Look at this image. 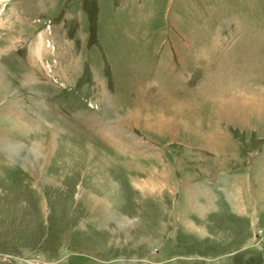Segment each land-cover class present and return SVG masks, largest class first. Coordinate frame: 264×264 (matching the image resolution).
<instances>
[{
  "label": "rangeland",
  "instance_id": "1",
  "mask_svg": "<svg viewBox=\"0 0 264 264\" xmlns=\"http://www.w3.org/2000/svg\"><path fill=\"white\" fill-rule=\"evenodd\" d=\"M0 264H264V0H1Z\"/></svg>",
  "mask_w": 264,
  "mask_h": 264
},
{
  "label": "crops",
  "instance_id": "2",
  "mask_svg": "<svg viewBox=\"0 0 264 264\" xmlns=\"http://www.w3.org/2000/svg\"><path fill=\"white\" fill-rule=\"evenodd\" d=\"M165 170L163 171H158L156 169L151 170L150 176L153 179H157L160 176H165ZM161 172H163L164 174H162ZM149 173V171H148ZM146 175V173H145ZM209 186H211L210 184H207V187L209 188ZM214 187V188H213ZM217 185L214 184L212 185V188L210 189L211 191H209V189H206V191L204 192H200L199 189H197V186L195 187L192 186V188H190L189 190H187V200H186V206L183 210V213H185L188 216V220H189V215H197L196 216V220L197 222L193 221V219L195 220V218H193L191 220V226L189 228H193V229H202L204 227H202L199 224V221H201L204 217H202V214H206L209 213L210 207H213L215 210L220 208V206H222V204L225 203L224 201V194H226L224 191H221L222 193H220L217 189ZM228 192V191H226ZM228 197H231L228 195ZM232 207H234L232 205ZM192 218V217H191ZM190 218V219H191ZM188 222V221H185Z\"/></svg>",
  "mask_w": 264,
  "mask_h": 264
},
{
  "label": "bare ground",
  "instance_id": "3",
  "mask_svg": "<svg viewBox=\"0 0 264 264\" xmlns=\"http://www.w3.org/2000/svg\"><path fill=\"white\" fill-rule=\"evenodd\" d=\"M1 1V0H0ZM2 25V24H1ZM10 30H11V28H10ZM8 31V30H7ZM42 51H45V47H43V50Z\"/></svg>",
  "mask_w": 264,
  "mask_h": 264
}]
</instances>
